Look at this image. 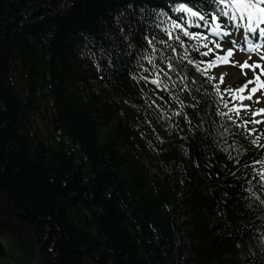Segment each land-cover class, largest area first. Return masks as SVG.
Masks as SVG:
<instances>
[{
	"label": "trees",
	"instance_id": "1",
	"mask_svg": "<svg viewBox=\"0 0 264 264\" xmlns=\"http://www.w3.org/2000/svg\"><path fill=\"white\" fill-rule=\"evenodd\" d=\"M169 1L0 0V194L47 264H264V152L167 68Z\"/></svg>",
	"mask_w": 264,
	"mask_h": 264
},
{
	"label": "snow or ice",
	"instance_id": "2",
	"mask_svg": "<svg viewBox=\"0 0 264 264\" xmlns=\"http://www.w3.org/2000/svg\"><path fill=\"white\" fill-rule=\"evenodd\" d=\"M189 3L192 4L193 6L189 7L188 6ZM203 5H208L210 8H212V10L214 12V14L211 16V21L214 24V26L211 28V32L213 34H215L216 36L221 35L220 24L215 23V21L217 20V16L227 17L228 20L233 21V20H236V18H237L236 14L237 13H240V15L243 16L245 12H248L249 19H252L253 15L258 13L259 18L262 21H264V8L259 7L257 4L244 3L243 0H227V2H226V0H187L186 3H180L179 8L175 10V12H177V13L186 14V15L178 17V19L183 20L185 23L182 26L181 23H177L175 21H170L172 31L179 30V32L182 33L183 36L189 37L191 39L198 40V41L206 39L205 37L195 35L194 32L188 30L190 28H199L200 27V25L196 22L197 19L199 21H203L205 26L208 25L209 21L206 19L205 15L201 14V12L198 10H194L200 6H203ZM217 10H218V12H217ZM167 11L172 12L173 10L171 8H169ZM162 14H166V13H162ZM172 31H168L167 29L165 30V32L169 36L170 40L172 39ZM224 34L226 35L227 33H224ZM260 36L262 38H264V30H262L260 32ZM175 41L178 42V46H180V47L184 46V41H183V39H181V35H176ZM148 43L151 44L152 40H149ZM161 43H166V42L161 41ZM168 46L171 47V45H168ZM203 47L207 48V44H204ZM215 47L220 48V45L216 44ZM172 50L175 51V48L173 47ZM252 50H253V48L250 46L249 51H252ZM153 51H155V48H153ZM184 52H185V56L183 58L187 59L188 58L187 48H184ZM210 52H212L211 48H209L207 52H201V55H208ZM231 55H232V52L229 49L225 57H223V58L217 57V59L223 60L224 62H227V58L231 57ZM173 59H175V57H173ZM188 63L193 64L194 62L191 59H188ZM201 63H203V62H201ZM208 66L209 67L215 66V62L209 61ZM244 67H252L253 69H255V67H259V65L249 66L247 64V62H245L243 65H241V69H243ZM167 68L170 71H175V68L171 62L168 63ZM159 71L163 72V69H160ZM197 71H201L204 74H207V68L201 69L200 67H197ZM163 74L165 76H168V72H163ZM210 79H215V77H210ZM257 80H258V78H257ZM158 81H159V76H157V79L152 80L151 82L160 86ZM221 81H222V77H221ZM248 83H253V81H248ZM258 86L264 87V83H258ZM164 87H165V89L167 88L166 85H164ZM246 87H247V84L244 87L240 88L237 91V94L235 96H233V100H235V99H239L240 101H243L245 99L251 100L252 95L257 91V88L253 87L250 90V92L248 93V95L244 96V95H242V93L244 92V89ZM256 102L258 103L259 99H257ZM225 106H227V103L225 104ZM240 107L247 108V106L243 105V104H241ZM236 111H237V114H239V107L236 109ZM259 113H264V108L258 109L256 112H253V116L255 117ZM259 122L260 121H257L255 119L252 121V123H259ZM245 123H247V121Z\"/></svg>",
	"mask_w": 264,
	"mask_h": 264
},
{
	"label": "rangeland",
	"instance_id": "3",
	"mask_svg": "<svg viewBox=\"0 0 264 264\" xmlns=\"http://www.w3.org/2000/svg\"><path fill=\"white\" fill-rule=\"evenodd\" d=\"M229 69L232 71L235 70L232 68ZM220 73L221 71L219 70L215 75V79ZM238 77L240 78V76ZM223 79L227 85L234 84L233 82H235L232 81L230 77H223ZM241 79L242 78H240V80ZM238 82L239 80L236 83L238 84ZM261 105L262 100L260 99L259 106ZM259 118L264 120V115L259 116ZM4 225L6 227H4V231L0 233V240L5 247L6 255L2 258L1 264H23L26 260L25 252L30 245V241L27 239L26 229L18 228L20 225L17 222L11 221L10 217H4Z\"/></svg>",
	"mask_w": 264,
	"mask_h": 264
},
{
	"label": "water",
	"instance_id": "4",
	"mask_svg": "<svg viewBox=\"0 0 264 264\" xmlns=\"http://www.w3.org/2000/svg\"><path fill=\"white\" fill-rule=\"evenodd\" d=\"M36 260L34 264H46L44 259H43V255L41 252V248L36 244Z\"/></svg>",
	"mask_w": 264,
	"mask_h": 264
},
{
	"label": "bare ground",
	"instance_id": "5",
	"mask_svg": "<svg viewBox=\"0 0 264 264\" xmlns=\"http://www.w3.org/2000/svg\"><path fill=\"white\" fill-rule=\"evenodd\" d=\"M234 72H236V71H232V70H230V69L222 68V72H221V74L228 75V74H230V73H234ZM236 78H237V75H236Z\"/></svg>",
	"mask_w": 264,
	"mask_h": 264
}]
</instances>
